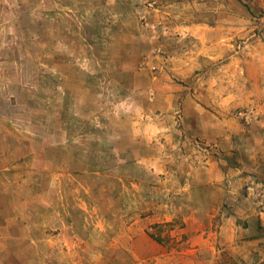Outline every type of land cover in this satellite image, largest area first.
<instances>
[{
	"label": "crops",
	"instance_id": "obj_1",
	"mask_svg": "<svg viewBox=\"0 0 264 264\" xmlns=\"http://www.w3.org/2000/svg\"><path fill=\"white\" fill-rule=\"evenodd\" d=\"M240 3L247 5L241 0H165L183 13L197 8V15L182 16L190 22L175 27L189 35L198 51L153 56L164 74L150 80L154 97L148 88L135 86L105 112L106 118L89 122L87 129L106 131L95 138L101 152L90 156L92 163L88 156L80 165L43 160L26 171L33 181L28 177L30 181L12 183L11 189L0 176V264H181L186 258L173 262V249L167 253L164 246L173 237L192 246L207 242L205 214L213 217L207 190L224 187V194L231 195L238 186L253 190V180L264 183V122L257 121L244 135L228 129L237 122L235 109L250 105L254 95L264 98V42L250 36L246 46L236 47L238 38L251 31L249 11ZM199 14L208 15V21ZM216 64H221L218 73ZM196 76L200 89L193 92L187 85ZM183 134L216 143L221 150L199 162ZM11 169L3 167L1 173ZM177 194L183 198L176 202L172 199ZM245 196L253 200L248 192ZM173 220L177 227L166 230L165 242L147 236L153 224ZM87 246L105 256L82 261ZM111 247L125 257L111 261ZM157 250L162 251L159 256ZM193 251L204 253L201 248Z\"/></svg>",
	"mask_w": 264,
	"mask_h": 264
},
{
	"label": "rangeland",
	"instance_id": "obj_2",
	"mask_svg": "<svg viewBox=\"0 0 264 264\" xmlns=\"http://www.w3.org/2000/svg\"><path fill=\"white\" fill-rule=\"evenodd\" d=\"M241 1L252 8L239 4L249 11L248 32L251 31L248 37L238 38L237 50L252 40L250 36L264 42V0ZM186 12L168 7L165 0H0V176L5 186H19L16 182L21 184L28 177L33 181L26 171L43 160L80 165L88 156L92 163L90 156L101 152L95 138L106 131L87 129L89 122L106 118L105 112L129 96L135 86L148 88L149 96L154 97L150 80L164 75L162 65L153 59L155 55H183L197 50L198 45L189 35L186 37L175 27L180 21L190 22L182 16L199 13L194 7H188ZM199 18L209 19L208 15ZM156 41L165 54L161 48L157 50ZM218 66L221 64L214 66L216 73ZM198 81L196 76L187 85L191 91L200 89ZM239 97L242 101L240 93ZM182 115L179 108L176 120L180 122ZM233 117L237 122L228 129L236 135L253 131L250 127L257 121L264 122L263 96L258 99L254 95L250 105L235 109ZM182 136V140L185 136L189 139L199 162L221 150L218 144L204 138ZM200 142L212 149H199ZM232 150L238 152V147ZM181 160L186 162L184 156ZM3 167L13 169L1 173ZM253 183L251 193L245 186H238L231 195L224 194V187L207 190L213 216L205 214L207 242L192 246L173 237L169 246H164L167 253L173 249L172 261L186 258L181 264H264V183ZM247 192L253 200L247 201ZM179 197L183 195L170 199L177 202ZM240 197L243 200L237 199ZM252 212L254 215L247 217ZM174 222L153 224L147 236L157 243L165 242L166 230ZM87 247L81 252L87 257L82 261L97 262L102 260L101 255L105 256ZM114 248L109 252L110 259L119 262L125 256L113 252ZM198 248L203 249L202 255L193 251ZM187 250V254H178ZM52 258L49 253L47 260ZM68 259L71 258L65 261Z\"/></svg>",
	"mask_w": 264,
	"mask_h": 264
},
{
	"label": "built area",
	"instance_id": "obj_3",
	"mask_svg": "<svg viewBox=\"0 0 264 264\" xmlns=\"http://www.w3.org/2000/svg\"><path fill=\"white\" fill-rule=\"evenodd\" d=\"M198 148L202 149L205 152H209L212 149V146L209 144H204L202 142L198 143Z\"/></svg>",
	"mask_w": 264,
	"mask_h": 264
}]
</instances>
